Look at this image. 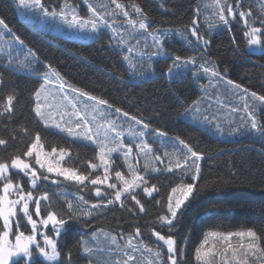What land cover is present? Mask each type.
Returning a JSON list of instances; mask_svg holds the SVG:
<instances>
[{"label": "trees", "instance_id": "16d2710c", "mask_svg": "<svg viewBox=\"0 0 264 264\" xmlns=\"http://www.w3.org/2000/svg\"><path fill=\"white\" fill-rule=\"evenodd\" d=\"M44 2L53 8L64 4V0H44ZM90 2L97 5L103 3L109 8L115 7L110 0H90ZM119 2L126 5L132 2L138 3L148 13L155 26L161 29H179L186 32L185 26L190 25L194 18L197 19L201 23L199 25L201 34L208 36L209 31L211 32V44L205 58L210 57L215 61L222 75L225 76L224 81L232 80L249 92L254 91L258 95H264V52L252 51L247 47L242 34V23L233 21L231 31L223 25L219 30L212 31L201 13L203 0H119ZM70 3L78 5L77 11L80 15H88L87 5L83 0H70ZM243 3L245 8L251 6L254 14L259 13L261 0H243ZM161 4H164V7H161ZM197 9H199L198 15ZM19 11L18 0H0V17L5 19L15 34L30 48L38 52L41 60L52 63L69 84L105 99L113 105V108L119 107L130 116H136L148 123L153 130L152 137H156L154 130L157 129L166 133L164 137L157 139L156 152L154 151V156L159 155L164 161L154 163V166L161 171H149L146 175L149 186L155 184L159 191L154 192L153 197H147L142 189H137L138 198L144 203L146 212L139 213L134 202L129 201L128 207L135 208L137 213L135 216L116 205L96 212L86 219L84 225L70 222L69 230L64 234L61 243L64 245L63 251L72 249L73 264H87V257L75 247L76 242L82 237L92 238V233L101 232L100 230L118 236L123 233L126 240V234L133 231L135 226H140L142 236L138 240L143 239L144 243L154 250L157 244L162 245V242L156 241L151 235L150 229L155 228L161 231V234L167 235L169 234L167 228H161L158 223L152 222L158 215L165 214L167 197L172 187L181 180L186 183L193 182L191 174L184 175L177 169L172 172L166 171L170 159L182 158V154L186 153V149L178 143L177 138L184 140L194 150L203 154V159L199 161L200 176L194 181L198 186L203 185V190L183 209V214L178 222H175V229L171 233L184 252L181 264H198L195 259V249L204 239V235L210 231L225 234L247 228H254L258 232L264 231V135L259 131L249 130V125L246 123L247 111L219 115L218 118L223 120L219 125L221 130H217L216 119L209 118L208 112L201 115L208 117L209 126L215 127L213 129L199 125L189 118L195 115L198 119L201 116L198 112H185V107L192 105L193 101L209 106V113L213 112L212 110L217 111L218 106L231 102L229 97L236 93L233 87L229 89L222 85L221 81L216 80H213L211 86L201 87L208 85V77L203 74L199 80L193 78L191 74L173 81L159 76L155 79L134 77L130 73H125L126 65L122 63L118 50L108 45L110 33L105 32L99 40L95 39V35L87 41L67 40L42 33L37 26L26 22L19 15ZM37 14L42 17V13ZM118 19L122 20L123 17ZM73 29L77 31L76 28ZM132 43L135 41L133 40ZM166 48L184 57L198 56L202 51V49L193 50L178 36L170 38ZM6 52V57L1 56L5 65L0 64V73H3L5 83L0 87V97L15 87L18 89L19 103L13 120L0 119V138L9 140L6 147L0 146V160H10L12 156L22 154L34 134L39 132L45 151H51L53 146L58 150L63 147L70 153L64 160L67 167L77 168L85 174L89 172L88 162H99L96 159L97 147L70 137L65 132L45 128L37 121L31 111L30 99L37 78L6 68L9 57L13 60H23L10 51ZM154 67H165V63L161 61L154 64ZM224 69L227 71L224 72ZM256 116L261 124H264V106L256 108ZM232 117L233 121L228 119ZM5 124L7 127L4 126ZM21 127L27 128L28 133L21 132ZM13 132L16 135L15 140L11 139ZM165 152L174 155L165 156ZM150 159H152L151 155ZM114 160V167L125 173L126 166L123 159L115 156ZM151 165H153L152 161ZM58 181V184L41 181L39 189L34 190V194L47 191L52 208L57 212L67 211L66 199L71 200L78 207H86L78 201L79 196H83L89 203L99 199L94 195L93 186L87 182V187L84 188L74 181H65L63 178H59ZM156 200H160L161 204L157 205ZM45 203L42 202V209ZM29 230L30 226L26 231ZM125 240H122L123 244ZM233 242L238 241L233 239ZM211 243H215L217 249L225 247L222 241L210 238ZM164 251L166 252V246ZM139 253L151 254L143 247L132 254L137 257ZM120 257L123 258V254ZM92 258L96 264H101L95 259L96 257L92 256ZM20 264H23L22 258ZM36 264H47V262L38 257ZM214 264H222L218 256Z\"/></svg>", "mask_w": 264, "mask_h": 264}, {"label": "snow or ice", "instance_id": "6c2138e0", "mask_svg": "<svg viewBox=\"0 0 264 264\" xmlns=\"http://www.w3.org/2000/svg\"><path fill=\"white\" fill-rule=\"evenodd\" d=\"M83 2L87 5L88 15L86 16L80 15L77 11L78 5L70 3V0H64L63 5H57L54 8L46 5L44 0H18V5L42 13L44 16L58 17L71 28L94 34L97 40L105 32L110 33L108 45L118 50L122 63L126 65L125 73H130L134 77L155 79L159 76V78L173 81L191 74L193 78L199 80L203 74L208 77V85H201V87L211 86L213 80H225L215 61H212L210 57L205 58L211 44V32L209 31L208 36L201 34L197 19L194 18L190 25L185 26L186 32L179 29H161L155 26L148 13L138 3L132 2L126 5L119 0H110L115 7L109 8L103 3L97 5L90 0H83ZM161 7H164V4H161ZM210 7L214 10L213 15L219 24L226 27L228 31L232 30L233 21L242 23V34L247 47L264 52V0H261L259 4L258 14H254L251 6L245 8L243 0H231V2L212 0ZM198 14L199 9H197ZM119 17L123 19H118ZM208 27L212 29L214 25L209 24ZM0 30H2L0 36L8 33L16 43L26 49L23 60H13L9 57L5 67L14 72H23L29 77H37L36 86L30 94L31 111L37 121L45 128L54 127L70 137L95 144L98 149L96 159L99 161L98 163L89 161L90 171L86 174L74 167H63L61 161L65 156L70 155L68 150L63 147L58 150L53 146L51 151H45L39 132L34 134L22 154L12 156L10 160H0V221H2L0 264H20L21 258L23 264H36L38 257L47 264H73L72 249L63 251L64 245L61 243L64 234L69 230L70 222L84 225L86 219L96 212L116 205L135 216L137 214L135 208L128 207L129 201L134 202L139 213H145L146 208L138 198L137 189H142L147 197H153V193L159 191L155 184L149 186L146 175L149 171L160 172L161 169L146 162L141 174V170L138 169L139 160L136 159V163L132 162L133 143L137 139L139 142L134 144L137 149L136 157L143 156L147 160L152 153V148L143 138L153 130L148 123L136 116H130L119 107L114 108V113L118 114L116 119H108L107 115L111 114L101 113L104 122L97 124L96 115L92 114L96 112V106L112 109V104L69 84L53 64L41 60L38 52L29 48L2 17H0ZM189 34L195 38V41L189 39ZM176 36L185 40L193 50L202 49V51L198 56L187 57L170 52L166 48V43ZM232 39L235 43V37ZM133 40L135 43H132ZM149 40H151L150 44ZM145 49L149 50L145 51ZM161 61L165 63V67H154V64ZM223 71L226 72L227 69ZM53 78L58 84L59 99L49 89V85L53 84ZM4 83L3 73H0V87ZM226 83L248 93V89H242L240 84L232 80H226ZM66 88L76 94L75 98L69 96L65 91ZM250 96L264 104V95H258L253 91ZM81 97L85 98L84 102H80ZM86 101L93 102L91 112ZM78 102L83 106H78ZM18 103V89L13 87L7 94L0 97V119L13 120ZM198 104L199 101H193L192 105L185 107V112H198ZM69 106L71 111H68ZM245 110L249 130H256L264 135V124L257 119L256 108L250 109L245 103ZM120 115L140 127L130 125L125 130L123 124L117 122ZM204 121L210 123L208 117H204ZM4 126L7 127V124ZM216 127L217 130H221L219 124ZM20 131L28 133L25 127H21ZM154 131L156 136L166 135L158 129ZM125 135L131 138V142L125 143L123 139ZM11 139H16L15 132ZM177 140L186 149V153L182 154V158L170 159L166 171L172 172L177 169L184 175L191 174L193 182L186 183L181 180L172 187L167 197L165 214L158 215L152 222L158 223L161 228H167L169 234L164 235L155 228L150 229L156 241L162 242V245L157 244L155 250L145 244L143 239L138 240L142 236L140 226H135L133 231L127 233L126 240L123 233L119 235L120 240H125L123 245L119 244L116 235L109 237L105 234V238L110 239V243L123 253V258L116 259L114 264H135L136 257L132 253L139 251L141 247L152 255V259L148 260L147 264H181L184 259L183 249L171 233L175 229V222H178L183 214V209L203 190V185L198 186L194 183L200 176L199 161L203 159V154L194 150L184 140L179 138ZM8 143V139L0 138V146L6 147ZM113 153H118L123 159L128 176L114 167ZM164 155L174 154L165 152ZM153 159L160 163L164 162L159 155L153 156ZM36 166H39V169ZM53 173L56 177H63L65 181H74L84 188L87 184L92 185L94 195L99 199L89 203L83 196L77 197L78 201L86 207H78L71 200L66 199L67 211H55L47 191L34 194V190L39 189L41 181L51 180L53 184L59 183L48 175ZM42 202H46L43 209ZM155 203L160 205L161 201L156 200ZM29 226L30 230L26 231ZM96 236V232L92 233V239ZM232 237L239 238L240 242L235 246L230 242ZM210 238L222 241L225 247L217 249L215 243L210 244ZM75 247H78L87 257V264H96L92 258L94 250L89 246L88 240L82 237L76 242ZM217 256L222 264H250V258L257 261L264 259V231L258 232L254 228H247L226 234L219 231L206 233L195 249V259L198 264H214Z\"/></svg>", "mask_w": 264, "mask_h": 264}, {"label": "rangeland", "instance_id": "374dc122", "mask_svg": "<svg viewBox=\"0 0 264 264\" xmlns=\"http://www.w3.org/2000/svg\"><path fill=\"white\" fill-rule=\"evenodd\" d=\"M230 2V0H229ZM212 4V0H203L202 2V10L201 13L204 17V20L206 22V24L209 26V24L214 25V27L211 29L212 31H217L220 29V27L222 25L219 24L217 18L213 15V9L210 7V5ZM50 21H53L54 25L56 28H58L61 31H66V32H71L72 34H74L73 36H75L78 39H83L84 41H87V39L92 38L94 36V34H90L87 32H83L78 30L77 31L74 30L73 28L69 27L68 25H66V23H64L62 20H54L53 17L50 16ZM198 24L200 25V21H198ZM62 25H65V27H62ZM190 35V34H189ZM179 37V36H178ZM180 38V37H179ZM189 39H192L193 41H195L194 37H190ZM151 42V40H149V43ZM252 50V49H251ZM255 50H259V49H255ZM254 51V50H252ZM221 84L228 87L229 89L231 87H233L232 85L227 84L224 80L221 81ZM58 84L55 82V79L53 78V84L49 85V89L52 92L53 95H57V99H59V95L58 94V88H57ZM233 89L236 91V93H233L230 97L229 100L231 101L229 104L227 105H223V106H218V110H212L213 112H210V108L209 106H205V104H200L198 105L199 111L198 113L201 115H205L208 112L209 118L211 117L212 119H216V125L219 124L221 125V123H223V120L221 118H218L219 115H225L226 113H231V114H235L237 113V111H243L245 112V105L243 103H247L249 105V108L251 109L252 107L255 108H262L264 106V104H261V102L254 100L251 96L250 93L248 91V93L243 92L240 89H235L233 87ZM242 89H244L242 87ZM65 91L68 92L70 97L75 98V93H72L70 89H65ZM207 97V95H206ZM85 98L81 97L80 98V102H84ZM78 102V106L82 107V103ZM87 104L89 105V111L91 112L92 107H93V102L92 101H86ZM224 104V102H223ZM235 109V110H234ZM209 110V111H208ZM68 111H71L70 106L68 107ZM225 111L223 114H221V112ZM227 111V112H226ZM101 113L104 114H111V115H107L108 119H116L118 114L114 113V108L109 109L106 106H96V112L92 113L94 115H96V123L100 124L104 122V117L101 116ZM196 114V113H195ZM99 117V118H98ZM193 122H196L199 125L205 126V127H209L211 129L215 128L214 126H209L210 123H207L204 121V117L201 115L198 119H196L195 115H193L192 117H189ZM67 119V117L65 118ZM229 120L233 121V117ZM118 123H122L124 126V129L127 130V128L131 125L133 127L139 128L140 126L135 125L133 121L130 120H126L125 117H123L122 115L119 116V120L117 121ZM225 123V121H224ZM54 128V127H51ZM56 129V128H55ZM58 130V129H57ZM101 133H103V129H101ZM111 135V134H110ZM152 135H154L153 133H149L147 134L143 139L150 145V147L152 148V153L149 154L147 160L145 159V157L143 156H139L136 157V153H137V149L135 148L134 144L139 142V139H137L134 143H133V156L134 159L132 160L133 163H136V159L139 160V164H138V169L139 170H143V166L144 164L147 162L151 165V161L152 164L154 165L155 160L153 159L154 156V151L156 152V141L157 139L164 137V136H154L152 137ZM125 143H129L131 142V138L128 137L127 135H125V137L123 138ZM155 140V141H154ZM84 141V140H82ZM84 142H88L91 143L89 141H84ZM92 144V143H91ZM95 145V144H94ZM96 146V145H95ZM150 155L152 157V159H150ZM115 156H119L118 153H113V159ZM64 159H67V156H65ZM64 161V160H63ZM61 161V166L64 165V162ZM39 169V166H36ZM42 171V170H41ZM125 174H128V170L126 167V172ZM53 175H55L53 173ZM59 178H63V177H59ZM130 178V177H129ZM105 234H108V236L110 237L111 235H116L113 233H109V232H98L97 236L95 239H92L91 237L86 238V240L89 241V246H91L93 248V256L96 257L95 259H97L101 264H114V261L118 258H121L120 255H122L123 253L116 248L115 245H112L110 243V239H106L105 238ZM117 236L118 242L119 244L123 245L122 240L119 239V236ZM233 239H237V243H239V238L238 237H232L231 238V243L235 246L237 243L233 242ZM246 242V241H245ZM146 257V259H145ZM152 259V255H148V254H143V253H139L138 256L136 257V262L140 263V264H147V261ZM135 263V264H137ZM250 264H264V260H260L257 261L255 259L250 258Z\"/></svg>", "mask_w": 264, "mask_h": 264}]
</instances>
